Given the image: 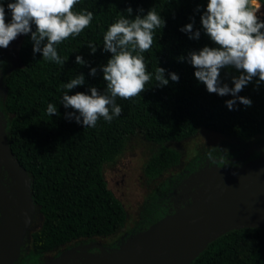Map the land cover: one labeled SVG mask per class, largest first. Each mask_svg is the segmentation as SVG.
I'll return each instance as SVG.
<instances>
[{
    "label": "trees",
    "instance_id": "16d2710c",
    "mask_svg": "<svg viewBox=\"0 0 264 264\" xmlns=\"http://www.w3.org/2000/svg\"><path fill=\"white\" fill-rule=\"evenodd\" d=\"M260 1L264 4V0ZM10 2L15 0H0L7 23L12 21L7 7ZM207 3L208 0H79L73 11H91L93 20L79 36L56 45L66 61L63 66L45 61L42 52L34 54L31 33L22 34L18 52L21 66L5 77L8 92L4 109L11 116L10 146L32 177L33 197L44 217L32 236L35 259L75 240L112 235L124 226L127 211L108 187L103 166L113 162L137 132L156 145L144 167L147 181L181 163V151L168 143L189 139L200 128L234 137L241 147L254 137L264 138V82L257 85L258 77L254 78L237 94L250 98V106L237 100L230 110L226 101L233 99L231 94L209 93L194 75L196 69L189 54L205 46L218 47L202 26ZM129 7L133 10L130 15ZM151 9L166 24L154 31L152 47L141 53L152 77L145 91L130 100L117 97L122 113L111 122L100 118L95 127L85 128L74 117L67 119L66 113L75 110L65 109L61 103L64 84L83 74L85 83L70 90L69 95H90L92 87L107 94L102 69L113 54L104 51V34L119 18L135 19ZM260 20L264 21V17ZM189 23L193 24V33L200 31L199 39L181 31ZM32 30H36L34 23ZM89 42L97 45L95 53ZM77 55L83 57L84 65L76 62ZM158 67L165 69L169 79L165 86H159L155 79ZM92 68L97 69L95 76L90 74ZM173 72L179 76L178 82L170 79ZM238 75L236 69L225 68L220 79L234 87L232 77ZM49 103L56 105L59 115L47 114ZM157 213L159 216L145 227L166 214L163 205ZM245 242L251 244L249 251L238 259L239 245ZM190 264H264V229L231 230L211 242Z\"/></svg>",
    "mask_w": 264,
    "mask_h": 264
},
{
    "label": "clouds",
    "instance_id": "9594fccd",
    "mask_svg": "<svg viewBox=\"0 0 264 264\" xmlns=\"http://www.w3.org/2000/svg\"><path fill=\"white\" fill-rule=\"evenodd\" d=\"M78 2L15 0L7 5L12 14L11 23L5 21V8L0 4V47L7 48L20 34L31 33L33 53L42 52L45 61L63 66L66 61L58 54L56 45L69 37L79 36L93 20L91 11H73ZM132 11L131 7L127 9L129 15ZM258 11L257 0H208L201 22L206 34L218 47L205 46L189 54L190 63L196 69L195 77L206 85L209 93L233 96L226 101L230 110L237 100L250 106V98L237 94L254 78L258 77L257 85L264 82V31H261L264 21L258 17ZM33 23L35 31L32 30ZM165 24L166 21L154 9L144 16L137 15L135 19L121 17L111 24L103 36L104 51L113 54L102 69L107 94H101L96 87H92L90 95L84 92L69 95L70 90L85 83L84 75H77L63 86L66 91L61 103L65 109L75 110L66 113V118L71 120L74 117L77 123L89 128L95 127L100 118L111 122L114 117L120 116L122 108L116 103L117 97L130 100L139 96L152 78L146 71L141 53L152 47L154 31ZM181 31L192 34L190 38L200 37L199 30L193 33L192 23L185 25ZM88 46L92 53L96 52V44L89 42ZM76 62L80 65L86 63L80 55L76 56ZM225 68L240 72V75L232 77L234 87L221 82V70ZM96 73L97 69L92 68L90 74L95 76ZM155 79L159 86L169 83L162 67L156 69ZM170 79L178 82L179 76L173 72ZM47 114L59 115L56 105L49 103Z\"/></svg>",
    "mask_w": 264,
    "mask_h": 264
},
{
    "label": "water",
    "instance_id": "95a60500",
    "mask_svg": "<svg viewBox=\"0 0 264 264\" xmlns=\"http://www.w3.org/2000/svg\"><path fill=\"white\" fill-rule=\"evenodd\" d=\"M14 47L18 54L21 42ZM7 92L0 67V94ZM7 125L0 108V165L10 177L8 190L0 189V264L18 259L36 214L44 218L33 197L32 177L10 146ZM251 149H264V139L247 147L244 155ZM241 228L264 229V155L231 167L207 159L183 179V206L175 203V211L131 233L116 247L92 241L43 264H190L215 239ZM93 247L99 250L91 252Z\"/></svg>",
    "mask_w": 264,
    "mask_h": 264
},
{
    "label": "rangeland",
    "instance_id": "374dc122",
    "mask_svg": "<svg viewBox=\"0 0 264 264\" xmlns=\"http://www.w3.org/2000/svg\"><path fill=\"white\" fill-rule=\"evenodd\" d=\"M261 8L260 13L257 12L259 18L264 17L263 2H261ZM261 140L263 138L257 136L248 143ZM238 142L234 137L200 128L197 134L189 139L181 142H169L168 145L181 151V163L167 170L157 179L147 181L144 167L156 145L147 141L140 131L137 132L128 142L123 152L113 162L105 163L103 166V175L108 187L120 199L127 211V219L124 226L112 235L79 239L63 247H70L90 240H97L108 246L116 245L125 234L138 230L141 226L147 225L148 221L159 216L157 213L158 209L166 201L172 182L180 177L181 172L196 167L200 158L235 155L243 148L238 145ZM250 246V242L239 245L237 258L244 257ZM60 248L46 254L54 255ZM31 253L32 250L30 248L26 255Z\"/></svg>",
    "mask_w": 264,
    "mask_h": 264
},
{
    "label": "flooded vegetation",
    "instance_id": "af4514ba",
    "mask_svg": "<svg viewBox=\"0 0 264 264\" xmlns=\"http://www.w3.org/2000/svg\"><path fill=\"white\" fill-rule=\"evenodd\" d=\"M20 42H21V36L19 35L15 40H13L9 44V46L7 48H2V50H1L0 67L4 71V81H5L7 71L11 68L16 67V65L18 64L19 58H18V54H17L14 46H18V44ZM5 98H6V96H4L3 94H0V108H1V110H3V112L5 114V118H7L8 122H9L10 115L4 109ZM6 130L8 131V125H7ZM261 141L247 143L245 146H243L241 151H238L233 156L218 155V156H213V157H206V158L200 160V163L196 167H194L193 169L187 170L185 172H181L180 177L172 182L171 189L167 194V199L163 203L164 211H166V214L172 213L173 211H175V203H178L179 206H183V179L186 176H188L191 172H193V171L197 170L198 168L204 166L205 161L207 159H210V164L217 163L218 165L223 166V167L236 166L238 164H242V163L247 162V161L254 159L256 157L263 156L264 155V149H262V150L251 149L249 151V153H247V155H244V153H245L244 151L247 147L254 145L256 143H259ZM240 157H242V159H240ZM8 180H10V177L8 175L7 170L5 169V167L3 165H0V189L3 188L5 190H8L7 189L8 188V184H7ZM170 182H171V180H170ZM0 215H1V213H0ZM41 225H42L41 218L39 217L38 214H36L35 219L31 225L32 229L27 232V236L24 239V243L21 246L20 255H19L18 259L14 261L13 264H43L45 259H47V258L53 259L54 257L58 256L64 250H68V249H71V248L79 246V245L83 246V245L89 244L92 241H97V240H90L88 242H80V243L73 245V246H70V247H63L62 246L63 248L59 247L60 250L57 253H55L54 255L45 253V255L43 254V255L39 256L37 259H35L33 253L28 254V255H26V253H28L30 248L32 250V236L41 227ZM144 228H145V225L141 226L138 230H134L133 232L139 231V230L144 229ZM133 232H131V233H133ZM130 234H125L121 238V240L118 243H116V245L109 246V247L118 246L119 243ZM106 246H108V245H106ZM89 250L91 252H97L99 249L97 247H93ZM47 253H49V252H47Z\"/></svg>",
    "mask_w": 264,
    "mask_h": 264
},
{
    "label": "bare ground",
    "instance_id": "6f19581e",
    "mask_svg": "<svg viewBox=\"0 0 264 264\" xmlns=\"http://www.w3.org/2000/svg\"><path fill=\"white\" fill-rule=\"evenodd\" d=\"M257 4H258V7H259L258 13H260V11L262 10V8H261V1L260 0H257Z\"/></svg>",
    "mask_w": 264,
    "mask_h": 264
}]
</instances>
